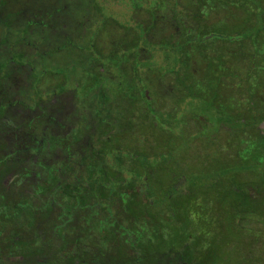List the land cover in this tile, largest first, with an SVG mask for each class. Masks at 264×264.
Wrapping results in <instances>:
<instances>
[{
  "label": "trees",
  "instance_id": "obj_1",
  "mask_svg": "<svg viewBox=\"0 0 264 264\" xmlns=\"http://www.w3.org/2000/svg\"><path fill=\"white\" fill-rule=\"evenodd\" d=\"M92 2L77 3L70 19L58 17L46 4V24L40 27L28 22L25 31L32 41L26 54L19 45L24 28L0 22L3 31L16 33L0 36V73L10 72L15 80L22 72L21 64H28L14 86L20 87V93H28V117L39 128L48 123L37 142L55 148L69 147L74 141L82 150L77 159L84 167H78L72 176L63 173L60 178L50 172L47 182L28 183L34 204L42 198L46 209L61 207V211H53L56 234L61 233L57 240L62 245L72 242L75 254L71 250L70 261L59 264H254L257 244L264 247V128L259 127L264 121V99H260L262 104L250 101L246 115L233 116L215 91L220 77L227 73L222 54L203 56L206 68L187 66L189 81L198 84L192 83L187 95L190 105L195 95L201 96L218 117L216 127L205 132L207 118L195 113L190 120L200 124L193 131L181 125L174 134L179 121L173 119L170 149L158 150V156L150 153L141 139L147 140L151 130L160 127L159 122H167L170 115L149 107L148 99H142L147 106L145 115L140 112L134 117L137 109L132 110L133 115L123 114L121 108L127 106L129 96L145 97L156 91L151 75L146 74L153 69L151 61L143 62L149 56L144 48L153 41L148 27L154 24L145 23L146 34L135 22L145 20L139 14L141 2L133 5L132 19L139 25L138 31L133 25L102 16L101 5ZM224 2L228 0H190V6L197 5L205 16ZM166 4L167 0H153L142 7L157 9V33L166 30L167 23L160 16ZM185 4L173 0V19L179 26L185 7H190ZM256 11L252 16H259L261 23L253 28L246 23L250 31L243 24L237 41L249 39L248 53L259 57L264 56V9L256 6ZM17 13L20 15V9ZM176 64L169 70L177 74ZM260 67L264 72V66ZM53 94L64 96L60 107L58 102H48ZM221 128L227 133L218 136ZM27 142L35 141L30 138ZM194 143L199 144L201 156L206 154L203 162L188 171L174 169L173 154L181 151L179 147L197 149ZM224 151L233 155L225 156ZM41 191L50 195L41 197ZM0 223V240H4L9 237L10 223L7 219Z\"/></svg>",
  "mask_w": 264,
  "mask_h": 264
},
{
  "label": "flooded vegetation",
  "instance_id": "obj_2",
  "mask_svg": "<svg viewBox=\"0 0 264 264\" xmlns=\"http://www.w3.org/2000/svg\"><path fill=\"white\" fill-rule=\"evenodd\" d=\"M177 1L180 2L182 0ZM238 1L239 0H235L234 2L228 1V3L237 5ZM139 2H141V6H139V14H142V17H145V20H142L143 23L141 21H135V19H131V21H135L137 24L139 23L140 27L146 31V34L147 25H145V23H153L154 25L152 27H148V31H152L150 33V38H152L154 41L157 39H164L165 37L163 38L162 35L166 34L167 41H170V43L173 42V46L174 42L176 44L179 43L178 48H173V53L178 50L180 52L178 54L181 55V53L183 54V52L187 53V50L190 49V46H203L206 42H209L210 38H213V35L218 36L221 41H227L230 43L238 42L237 36H233L232 34L222 35L217 33H205L204 15L202 14L203 12L198 10L197 5L194 4L190 7H185L183 11L184 14L182 15L183 19H181L183 23L182 26H179L178 23H176V21L173 19V0H167V7L160 10V16L164 17V21L165 23H167V25L166 30L157 33L155 29L157 27V9L154 8L153 10L147 11L146 9H142V7H146L148 2L150 1L139 0ZM77 3H86L87 5H93L92 0H0V22H8L12 23V25H17L16 27H19L20 29L24 28L22 29V33L20 34L21 37H19L22 40L19 45H21L20 50L25 52L26 54L27 45L32 41V38L30 39L29 32L27 33L25 31L28 27V22L39 23L40 27L43 26L41 25V23L45 25V22H47L44 14V8L46 4L53 13L57 14L58 17L65 16L66 18L70 19L74 11V8L72 7L76 6ZM132 7L134 8V6ZM88 8H90V12H92L91 6ZM17 9H20V15L17 13ZM105 16L115 19V17L113 16ZM251 17L252 16H250V18ZM116 20L118 21V19ZM184 26L187 27L186 30H183ZM180 28L182 30H179ZM3 29L4 26H1L0 24V36H7V34H16L5 32L3 31ZM198 31L199 33H201V37H199L198 35H194L195 32ZM249 35H251L252 37L251 32H249ZM197 41H199L200 43H198ZM13 44L14 43L12 42L10 43V45ZM1 45L4 46L5 44L1 43ZM15 45L18 49L20 48L18 44L15 43ZM144 49V52H148V57L149 60H151L152 64L153 60L151 56L154 51L151 52L149 49ZM176 63L179 64L178 61ZM180 64L185 65V61L184 63L183 61L181 62V58ZM20 68L22 70L20 76L25 75L28 64L23 63L21 64ZM20 76L13 80L10 72L0 73V182L6 184L5 190L0 188V221L7 219V221L10 223V228L8 229L6 227L9 237L5 238L4 240H0V264L65 263L67 259L70 261L69 252L73 250V243L64 242L65 244L62 245V243L57 240L58 234L61 233L57 232L56 234V231L58 229L56 226L57 223L55 221V217L53 222H51L50 224H44L43 226H41L39 228L40 232L38 230L36 233H33L31 229L28 232V237L31 238L30 242L33 243L36 247V250L34 249V247L29 249L31 254L25 253L24 248L26 247V244L24 243H21V245H19L22 247L23 254H5V250H7V252L9 253L14 245L17 246V244L20 243V235H14L13 233L14 229H17V225L19 223H23L21 225L22 229H27L28 231L29 228H32L33 226H36V228L38 227V225L40 224V220L43 218L41 217L42 214L50 212L53 213V211H61V207L46 209V207L43 205L42 198L38 200L37 204H34V192L29 189V181L35 180V182H47V180H49L47 176L50 174V172H56V174H58L60 178L62 177L63 173L65 175L69 174L72 176V174L75 172V170H77L78 167H84V163H81L77 159V156L82 152V150H80V147H78L77 145H73L74 141H72V138L70 139L72 142H70L69 147L65 145L64 147L58 146L52 148L53 146H51V144L40 145V142H37L41 141L42 137L40 135L43 133V128H47L46 126L48 123H45L43 125V128H39L38 124L35 123L32 118H29L30 116L28 117L25 105L26 99L28 98V93L23 90H21L20 93V87H17L16 85L14 86V84H16V82L21 79L19 78ZM55 77L59 78V76ZM177 82L169 85V89L171 91L170 96L173 100L178 101V103H184V105L182 106V108L172 107L170 113L166 112V114L170 115L167 122L164 123L165 128L168 130L172 128L173 119L174 121L178 120L182 125H184L187 123L184 114H195L194 112H181L182 109H184L186 106L185 103L189 104V102L191 101V96L181 95L179 97L176 96L173 92L174 89L178 88L177 86L180 83L182 84L185 82L188 86L189 77L178 78ZM195 83L196 84H193V86L198 85L196 81ZM218 88V86L215 87L216 92H218ZM151 92H154V90H152ZM33 97L40 98L38 96ZM19 99H21V103ZM128 99L130 100L128 102H125L127 106H125V104L123 103L124 106H122L121 108L123 109V114L127 113V115H133L136 113L134 117L140 115V112L144 115L147 114V106L146 104H144V101H142V99H148L150 105L149 107H151L152 109H157L155 104L157 96L152 93L145 95V97H141L138 94L132 95L129 96L127 100ZM64 100L65 98L63 95L53 94L48 102L52 104L58 102V107H60L61 101ZM135 109H137L138 111L133 113L132 110ZM176 114L177 116L174 117ZM149 117L153 116L149 114ZM35 121H37L36 118ZM174 123H176V121ZM36 129L38 130L36 131ZM30 138H33L35 142H27ZM71 176L68 177L71 178ZM38 193L41 197L45 196L46 198L50 195L49 192L46 191H41ZM56 204H59V198L57 199ZM25 210H27L31 215L37 216L36 220H38V222H34L33 224L29 225V221L26 222L23 218H20L21 213ZM2 213H6V215L4 214V219L1 218ZM25 223H27V225H25ZM0 228H2L1 223ZM72 252L75 254L74 250Z\"/></svg>",
  "mask_w": 264,
  "mask_h": 264
},
{
  "label": "rangeland",
  "instance_id": "obj_3",
  "mask_svg": "<svg viewBox=\"0 0 264 264\" xmlns=\"http://www.w3.org/2000/svg\"><path fill=\"white\" fill-rule=\"evenodd\" d=\"M98 3L101 5L102 9V16L109 15L115 17V19H118V23H124L126 25H133L135 26L136 31L139 29V25H137L135 22L131 21L132 19V13L134 12L133 5L139 6V0H97ZM153 1V0H148ZM184 3L190 4V0H182ZM181 1V2H182ZM227 1V0H226ZM234 2L235 0H228ZM125 2V3H124ZM185 4V5H186ZM178 6L179 4H175ZM256 6H258L259 9H264V0H239L237 2V5H233L227 2L221 3L218 5V8H216L213 12H210L204 16V24H207L206 27H204L205 30H208V34H222V35H230L233 36H241L243 31H241V27L243 24H245V28L247 30H251L255 24L261 23V21L256 16H252V14L256 13ZM174 7V6H173ZM165 9V8H164ZM257 14V13H256ZM250 16H252L250 18ZM250 20H253L251 22ZM248 21V22H247ZM246 23H252V28L250 27V24ZM250 27V28H249ZM204 30V31H205ZM246 30V31H247ZM196 31V30H195ZM160 35V34H159ZM194 35H198L201 37V33L195 32ZM164 39L159 40H153L152 42H149L146 44V49H149L151 52L154 51L152 54V68L146 70L147 75H151V85L156 91L154 90L153 94L157 96V99L155 100L156 108L157 110L163 113H170V110L172 107H180L184 105V103H178V101H175L172 99L171 91L169 89V85L173 84L174 82H177L178 78H186L189 77L188 75L189 70L187 69L190 67V69H204L207 67L206 63H204L203 56L209 55L211 57H216L218 54H222V61L224 67L227 69V73L222 74L220 77V82L218 83V92L219 93V100L222 104H226V107L228 110H230V113L235 116L236 114L240 115H246L248 113V110L251 109V106L248 107V103L250 101H258V104H262L260 99H264V72L260 69L261 66H264V56H259L257 54L248 53L247 50L250 51L252 43L249 39H243L238 42H227V41H221L218 36L213 35V38L209 39V42H206V48L203 46H190V49H188L187 53L183 52L181 53L180 58L181 62L185 61V65L182 64H176L178 61V54L173 53V48H178V44L174 42V46L172 45L173 42L170 43V41H166V34L162 35ZM221 41V42H220ZM146 43V42H145ZM144 43V45H145ZM176 44V45H175ZM202 44V43H201ZM242 51V54L236 55L237 52ZM247 51V52H246ZM244 52V54H243ZM177 56V61L176 57ZM149 57H146L143 59V62H147L149 64ZM176 64V70L177 74L175 72H171L169 69L172 68L173 64ZM258 66L260 68H258ZM160 81V82H159ZM178 83V82H177ZM191 83V84H190ZM193 84H196L195 81H189V85L187 86L186 83H180L178 84V88L174 89V94L176 96L186 95L189 86ZM187 86V87H186ZM193 90H200V89H194ZM194 100H192V104H186L185 108L182 109L181 112L187 111V112H194L197 114H201L207 118V126L204 128V131H211L216 127L217 123V115L213 113V110H210L206 104V102L203 101L201 96H194ZM178 98V97H176ZM229 102V104H227ZM263 106V105H262ZM249 109H248V108ZM260 107V105L257 106V109ZM264 108V107H263ZM177 114L174 116L176 117ZM186 117L185 120H187L185 125H182L180 122L176 123L173 128V133L176 134L179 132L181 125L186 127L187 129H190L193 131L196 127V125H199L200 122L194 123V121L190 120V113L184 114ZM204 118H202L203 121ZM149 121L148 118H146V123ZM160 127H156L151 130L152 133L148 136V139H141L143 141V146L150 150V153L156 154L158 156L157 152L158 150L165 152L166 150L170 149L171 145L169 141L173 138V136H170V130L164 128L159 130V128L165 127L164 122H161L163 126H161L160 122L158 123ZM205 126V125H204ZM259 127L263 129L260 125ZM249 133H251L250 130H248ZM154 133V134H153ZM159 133V135H156ZM227 132L225 131V128L219 129L218 136L223 134L225 135ZM172 137V138H171ZM197 142V139L194 140ZM142 144V142H140ZM197 145V143H194V146ZM214 147L217 145H213ZM181 151H176L173 155H175V160L173 161L172 167H175L177 171H180V168L188 171L192 168L193 165H197L201 162H203V159L206 154H203L201 156L202 150L199 148V144L197 145V149H195L192 145L185 149H180ZM210 152V148L207 150ZM225 156L233 155V152L231 151H224L223 153ZM172 155V156H173ZM196 157H194V156ZM199 158V161L196 160V158ZM170 161V162H171ZM176 161V162H174ZM179 167V168H178ZM175 170V171H176ZM171 176L175 174V172H171ZM0 188L5 190L6 184L3 182H0ZM19 210V208H18ZM21 212V211H20ZM46 213L42 214L41 217H43L40 220V224L36 228V226L27 229H22L21 225L23 223H19L17 225V229H14V235H20L21 240L20 243H16L17 246H13L8 253L7 250H5L6 255L10 254H23L22 247L19 246L21 243L26 244L24 247L26 254H31L29 249L33 248L35 246L33 243L30 242L31 238H29V231L32 230L33 233H36L41 226L44 224H50L54 220V213ZM6 213L1 214V218L4 219ZM37 216L31 215L28 213L27 210L21 213L20 218H23L26 222L29 223V225L33 224L34 222H38L36 220ZM34 219V220H33ZM27 225V223H25ZM47 228V227H46ZM45 229V228H43ZM40 232V230H39ZM261 243H258L255 248V260L254 264H264V250L262 249ZM32 251V250H31Z\"/></svg>",
  "mask_w": 264,
  "mask_h": 264
},
{
  "label": "water",
  "instance_id": "obj_4",
  "mask_svg": "<svg viewBox=\"0 0 264 264\" xmlns=\"http://www.w3.org/2000/svg\"><path fill=\"white\" fill-rule=\"evenodd\" d=\"M259 125L264 128V121L260 122Z\"/></svg>",
  "mask_w": 264,
  "mask_h": 264
}]
</instances>
